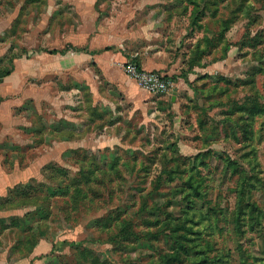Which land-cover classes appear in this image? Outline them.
Here are the masks:
<instances>
[{
	"label": "rangeland",
	"instance_id": "374dc122",
	"mask_svg": "<svg viewBox=\"0 0 264 264\" xmlns=\"http://www.w3.org/2000/svg\"><path fill=\"white\" fill-rule=\"evenodd\" d=\"M87 1L0 0V71L64 51L57 32ZM96 1L153 19L144 34L180 62L170 77L184 87L156 95L136 82L148 96L136 110L119 84L97 79L92 94L63 79L64 115L93 121L79 135L96 139H53V113L32 116L6 77L0 182L14 187L0 191V264H264V0Z\"/></svg>",
	"mask_w": 264,
	"mask_h": 264
},
{
	"label": "crops",
	"instance_id": "0c3cea01",
	"mask_svg": "<svg viewBox=\"0 0 264 264\" xmlns=\"http://www.w3.org/2000/svg\"><path fill=\"white\" fill-rule=\"evenodd\" d=\"M86 5V7L73 9V11H76L75 20L71 26L67 25L66 28L62 26L59 29L60 32L57 33L61 34V37H58L61 38V41L58 45H55L61 49L71 47L80 51L71 49L64 54L58 53L56 55L42 53L37 56L38 59L36 57H27L26 63L22 59L14 62L15 70L12 77L13 80L18 81L19 86L17 89H24L27 102L35 106L33 111H31L32 116H44V113L51 112L54 115V123L57 126H61L59 127L60 134L57 138L53 139H96V135H79L81 130L95 125L93 121L79 123L78 120H75V117L71 119L64 115V113L69 112L68 110L72 112L73 104L66 101L68 98L63 97L65 91L61 87L64 84L61 82L63 79H70L74 83H77V85L86 86L92 94H95L94 85L97 79L104 81L105 84H109V82L111 84H119L120 90L124 92L129 101L135 104L136 110H138L145 107V98L148 97L145 91L147 90L144 91L143 88L136 85L133 79L125 77L120 72V68L132 60H138V63L144 70L159 72L170 77L177 73V69L180 66V62L177 61V64L176 58L172 59V55L165 48L159 47L158 43H153V37L149 39L144 34L154 29L153 19L147 23H143V20L140 18L136 19V15L128 19L123 13L128 9L126 10V7L120 4L121 9L118 8L116 10L113 8L112 16L102 14L103 9L97 6L96 0H88ZM115 5L117 6L116 3ZM147 10L148 12L154 11L155 8L151 6ZM148 12H146L147 15L150 14ZM5 30H7L6 27L0 26V36ZM39 31L40 35L43 31L45 32V36H47V25L45 24L44 29H40ZM43 45L45 48L47 47L45 44ZM6 53L7 51L5 53L2 52L0 56L1 54L5 56ZM25 64L27 69L24 68ZM20 66L23 67V70H20ZM56 79L55 83H58L59 87L58 91L53 92L51 86L54 83L51 81ZM31 80L35 82L30 83V85L26 83ZM179 81L175 84L176 88H183V80ZM76 88L69 89L68 91L78 90ZM39 103L41 105V112L36 109V105ZM42 109H45L46 112ZM21 112H24L27 116L24 118L27 126H23V128L28 131L33 127L32 122L28 119L29 111H27L26 107ZM8 118L12 123L17 121L12 115ZM48 128L47 126L46 129ZM9 135L10 133H7V136ZM44 136V139H52L50 135L45 134ZM80 142L81 140H77V142L64 140L59 142V144H79ZM66 146L68 149L69 146ZM31 181H36V179L31 178L27 183ZM22 184L25 183H17L16 185ZM13 187L9 183L4 185V183L0 182V191H5L6 189L8 191Z\"/></svg>",
	"mask_w": 264,
	"mask_h": 264
},
{
	"label": "built area",
	"instance_id": "2783aa9c",
	"mask_svg": "<svg viewBox=\"0 0 264 264\" xmlns=\"http://www.w3.org/2000/svg\"><path fill=\"white\" fill-rule=\"evenodd\" d=\"M124 72L141 87L156 95H171L175 82L159 72L146 71L136 61L124 65Z\"/></svg>",
	"mask_w": 264,
	"mask_h": 264
},
{
	"label": "trees",
	"instance_id": "16d2710c",
	"mask_svg": "<svg viewBox=\"0 0 264 264\" xmlns=\"http://www.w3.org/2000/svg\"><path fill=\"white\" fill-rule=\"evenodd\" d=\"M68 49H73L74 51H80L79 49H76V48H71V47H67L66 49H64V51H62V52H54V53H50V54H58V53H61V54H64L65 52H67V51H69ZM43 53H47V52H43ZM20 57V56H19ZM15 59H18V57H15ZM137 63H138V60H135ZM10 64L12 65L11 67H10V69L9 70H7V71H5V72H1L0 71V84H1V82H3V80L6 78V77H8V76H10L11 74H12V72L15 70V65H14V60H12V61H10ZM139 64V63H138ZM140 65V64H139ZM167 77H169V76H167ZM0 100H1V97H0ZM83 150V149H82ZM28 187H29V185H28ZM43 186H41L40 188H42ZM178 257L179 258H181V254L180 253H178Z\"/></svg>",
	"mask_w": 264,
	"mask_h": 264
}]
</instances>
